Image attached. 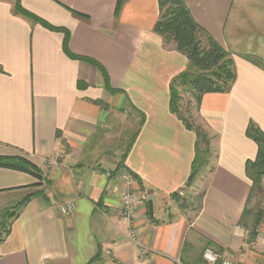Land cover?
Here are the masks:
<instances>
[{
    "label": "crops",
    "instance_id": "1",
    "mask_svg": "<svg viewBox=\"0 0 264 264\" xmlns=\"http://www.w3.org/2000/svg\"><path fill=\"white\" fill-rule=\"evenodd\" d=\"M116 1L20 0L68 33L71 54L105 69L110 91L93 64L66 54L63 31L0 0V157L40 172L0 166V212L31 195L0 243V264H207L208 243L233 264H264V209L252 241L239 225L252 185L245 164L258 149L248 124L264 133V0H184L235 72L228 92L195 106L215 155L208 178L195 181L194 211L171 198L196 190L185 187L195 133L169 111V83L187 58L153 30L158 0H124L115 17ZM121 169L136 179L138 244L120 216Z\"/></svg>",
    "mask_w": 264,
    "mask_h": 264
},
{
    "label": "trees",
    "instance_id": "2",
    "mask_svg": "<svg viewBox=\"0 0 264 264\" xmlns=\"http://www.w3.org/2000/svg\"><path fill=\"white\" fill-rule=\"evenodd\" d=\"M123 1L124 0L116 1L114 10L115 17L118 16ZM158 5L159 17L154 24L153 30L163 37L165 43L173 42L176 49L187 58L186 68L174 76L169 83V111L175 114L187 129L195 133L194 157L191 164V171L185 182V187H191L199 175L200 168L206 164V157L211 151L212 137L208 135L200 124L193 122L190 116L187 118L183 116L178 105L181 98L178 95L177 87L186 86L192 98L195 100V104L198 106L203 94L228 92L235 79V72L232 61L229 58V53L195 22L184 0H158ZM13 11L40 22L49 29L63 31V47L66 54L69 57L81 59L93 64L101 72L105 82V88L113 91L110 88L105 69L98 62L90 58L74 56L69 52L67 48L68 33L66 31L61 27L49 25L35 14L25 9L21 5L20 0H14ZM74 14L85 17L76 12H74ZM85 86L86 84L84 81L77 82L78 89H82ZM142 123L143 119L139 122V126H141ZM246 134L256 142L258 147L256 157L251 161H247L245 164V172L251 180L252 185L247 200V207L243 210L241 219L239 220V225L247 229L248 217L253 215L254 222L248 236V241L250 242L255 236V230L262 217V211H259L257 215L251 212L248 208V202L255 190L260 188L259 185L262 178H264V133L250 122ZM123 158L118 163L116 169L122 165ZM0 166L25 171L40 177L38 168L32 162L22 157H0ZM211 170L212 167L209 171ZM177 195L178 193H173L171 198L176 199ZM30 197L31 195H27L20 202L14 204L16 206L14 212H12L11 209L0 212V243L3 242L9 234L12 221L18 216L19 211ZM180 205H182V203ZM184 208L185 207H181V209ZM211 245L212 244L208 243V246ZM211 247L220 251L217 245H212ZM95 259L96 256L87 264H91Z\"/></svg>",
    "mask_w": 264,
    "mask_h": 264
},
{
    "label": "rangeland",
    "instance_id": "3",
    "mask_svg": "<svg viewBox=\"0 0 264 264\" xmlns=\"http://www.w3.org/2000/svg\"><path fill=\"white\" fill-rule=\"evenodd\" d=\"M178 95L180 96V100L178 102V105L181 109V113L185 118L190 116L192 118L193 122L196 123V116L194 115V110H195V100L192 98V95L188 88L186 86H178L177 87ZM214 155H215V150L213 145H211V151L210 154L206 157V164L203 165L200 168L199 175L197 176L196 180L198 179L199 176H203V179L205 180L209 176V170L213 165L214 162ZM195 180V181H196ZM260 188L256 189L255 192L253 193L252 197L250 198L248 202V208L251 210L253 214H259V211H263L264 209V178H262L261 183H260ZM192 187V188H191ZM189 188L191 189H196L194 190L193 194L190 195L189 192L185 193H178L176 199L174 200L177 205L181 207H191L192 211L196 210L197 206L199 205V196L200 192L203 188V181L200 182L199 187L196 188L195 183ZM191 193V191H190ZM179 201V202H177ZM182 203V205H180ZM12 212L16 210V206L14 205L11 208ZM253 215L248 217L247 220V232L249 236V231L251 230V227L253 225ZM245 228V227H244ZM246 229V228H245ZM249 238V237H248Z\"/></svg>",
    "mask_w": 264,
    "mask_h": 264
},
{
    "label": "built area",
    "instance_id": "4",
    "mask_svg": "<svg viewBox=\"0 0 264 264\" xmlns=\"http://www.w3.org/2000/svg\"><path fill=\"white\" fill-rule=\"evenodd\" d=\"M119 176L121 177L123 187H122V207L120 216L121 219L129 225L130 239L138 244L136 238V232L133 229V221L135 217V201H136V179L134 175L127 170H120ZM59 211L62 214H68L73 211V204L71 202L61 204L59 206ZM201 257L207 264H233L232 260L225 256L218 250L212 247H205L201 252Z\"/></svg>",
    "mask_w": 264,
    "mask_h": 264
},
{
    "label": "water",
    "instance_id": "5",
    "mask_svg": "<svg viewBox=\"0 0 264 264\" xmlns=\"http://www.w3.org/2000/svg\"><path fill=\"white\" fill-rule=\"evenodd\" d=\"M148 211H149V214L152 215V203H151V201L148 202Z\"/></svg>",
    "mask_w": 264,
    "mask_h": 264
}]
</instances>
